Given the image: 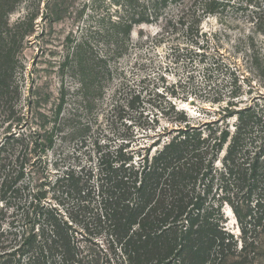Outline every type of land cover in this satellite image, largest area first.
Segmentation results:
<instances>
[{"label": "trees", "instance_id": "16d2710c", "mask_svg": "<svg viewBox=\"0 0 264 264\" xmlns=\"http://www.w3.org/2000/svg\"><path fill=\"white\" fill-rule=\"evenodd\" d=\"M185 1L147 0L155 12ZM114 3L120 6L117 16L107 10L96 27L83 28L82 37L71 33L67 38L55 104L47 109L48 100L35 94L23 111L16 76L33 23H10L5 11L13 9L0 2V202L9 206L31 195L29 208L35 213L33 226L15 233L13 243L6 241L8 231L0 225V264H246L250 253L226 229L223 213L231 205L246 234L250 223L244 211L254 195H264V104L256 101L264 97L260 93L241 106L243 85L233 89L221 110L226 121L237 117L234 133L219 120L193 124L187 114L178 113L174 126L147 130L144 143L129 137L113 150L97 151L99 175L93 167L58 173L55 192L72 201L65 209L42 204L48 152L65 137L81 138V147L88 146L93 113L115 78L114 65L128 52L133 29L153 23L146 1ZM202 10L190 20L184 14L171 18L163 34L186 27L197 37L201 16L216 9L204 5ZM262 59L250 54L254 72L264 80ZM66 76L76 82L74 88ZM245 80L252 93L254 87ZM93 146L100 149L101 141L96 138ZM37 223L41 234L35 231Z\"/></svg>", "mask_w": 264, "mask_h": 264}, {"label": "rangeland", "instance_id": "374dc122", "mask_svg": "<svg viewBox=\"0 0 264 264\" xmlns=\"http://www.w3.org/2000/svg\"><path fill=\"white\" fill-rule=\"evenodd\" d=\"M143 1H146L148 12L153 13V23L137 25L133 29L128 52L114 65L117 68L115 78L93 113L95 124L86 135L88 146L81 147V138L65 137L45 157L49 170L43 185L46 194L42 204L46 206L65 209L64 204L72 203L71 198L55 192V179L67 167H93L99 175L97 151L113 150L124 141L122 139L129 137L144 143L142 137L147 130L174 126L178 113L183 112L193 124L219 120L222 128L229 124L234 133L237 117L226 121L221 111L233 89L239 85L245 89L242 96L245 101L241 106L261 94L264 97V80L254 72L250 61L252 52L262 56L264 61V0H186L162 8L160 13L152 10L150 2ZM0 2L6 10L13 9L9 13L5 11L10 23L29 19L33 23V31L22 43L16 76L22 90L19 106L23 111L28 110L32 96L47 99V109L57 101L63 80L61 63L69 35L82 37L86 25L96 27L99 17L107 10L117 16L115 11L120 9L114 0ZM202 5H212L216 10L201 16L197 37L190 36L186 27L171 28L163 34L171 18L184 14L190 20L195 12L202 14ZM245 79L254 87L252 93H249ZM64 81L75 87L73 78L66 76ZM256 101L264 104L263 98ZM27 113L31 116L29 111ZM154 133L152 131L151 135ZM208 134L206 131L205 135ZM96 138L101 141L98 150L93 146ZM225 153L226 150L217 162L219 167L223 165ZM97 184L96 180L95 185L93 183L95 190ZM216 193L215 190L213 195ZM31 197L23 195L12 200L9 206L0 202V210L4 209L0 225L8 231L7 242L16 239L15 233L22 235L33 226L35 213L32 207L29 208ZM28 213H31L30 217H27ZM223 213L226 229L239 239V248L245 247L250 253L246 264H264V195H254L250 208L244 211L245 221L250 223L246 234L231 205H225ZM35 226V231L41 234L40 223Z\"/></svg>", "mask_w": 264, "mask_h": 264}, {"label": "bare ground", "instance_id": "6f19581e", "mask_svg": "<svg viewBox=\"0 0 264 264\" xmlns=\"http://www.w3.org/2000/svg\"><path fill=\"white\" fill-rule=\"evenodd\" d=\"M229 217H231V216L229 215Z\"/></svg>", "mask_w": 264, "mask_h": 264}]
</instances>
